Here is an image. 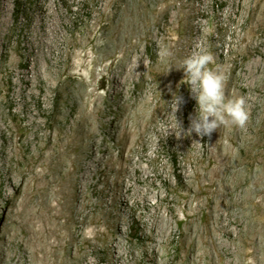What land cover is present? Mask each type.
Instances as JSON below:
<instances>
[{
  "label": "rangeland",
  "instance_id": "rangeland-1",
  "mask_svg": "<svg viewBox=\"0 0 264 264\" xmlns=\"http://www.w3.org/2000/svg\"><path fill=\"white\" fill-rule=\"evenodd\" d=\"M5 2L9 5L8 9L4 8ZM52 2L59 10L55 25L58 36L50 56L49 47H45L43 53V48L33 40L34 35L44 30V27L33 24L34 16L42 13L40 0H0V88L4 90L9 83H13L11 73L19 76L36 66L40 69L44 81H37L34 95L27 96V99L33 110L40 113L38 118L42 129L48 131L49 123L53 122L56 145L64 144L67 134L79 135L78 119L83 115L92 124L88 125L82 156L88 160L95 154L103 159L113 158L114 164L120 167L121 150H126L121 132L140 115L139 119H144L156 111L154 118L158 122L155 125L168 127L175 135V116L167 103L172 98L169 85L186 101L175 115L187 130L189 115H195L196 101L191 98L188 85L182 84L183 70L176 68L196 44L214 56L210 67L224 75L226 97H245L250 114L245 128L229 122L212 133L211 142L216 139L217 145L222 144V149L217 151L213 142L212 152L218 156L225 155L230 160L218 180L205 182L204 189L192 199L190 206L186 204L189 191L183 185L181 172L189 175L192 183L197 185L196 173L208 170L210 162L205 155L204 141L197 135L185 136L182 133L179 139L176 135L163 136L152 125L144 135L145 139L148 138L146 142L140 141L131 149L133 159L147 172L143 182L136 185L157 190L161 197L151 199V208L136 200L127 206L122 198L115 202L108 196L105 210L97 204L105 191L113 190L111 195H114L119 190V176L106 170L83 179L82 186L85 187L82 191L88 202L86 210L92 218L86 234L91 240L98 236L96 241L92 240L97 247L86 249L89 258L94 264H114L116 253L113 244L116 241H107L103 236L111 233L118 237L122 251L129 259L127 264H186L192 256L187 250L189 242L186 244L183 233L191 229L204 233L209 219L217 232L214 240L208 238L203 244L205 249L210 250L207 253L200 251L201 264H256V259H260L257 264H264V233L262 239L257 238L252 244V255H248L246 261H242L241 256L246 245L242 243L245 226L252 229L256 225L242 205L248 190L247 183L264 170V0ZM96 39H100L98 47ZM92 68L97 72L98 83L95 94L91 95L81 76L88 77ZM131 68L137 70L132 76L128 73ZM114 73L124 82L117 93L113 88ZM18 76L14 81L21 87L23 80ZM40 93L42 103L37 98ZM14 100H17L16 105L9 100L6 91L0 93V124L8 122L15 126V121L25 115L19 91ZM13 114L16 115L13 117ZM36 129L31 130L26 141L16 143L22 153H27L34 143ZM42 139V143L46 144L47 135ZM127 150H130L129 146ZM46 163L35 164L38 177H42L48 169ZM81 165V161L76 163L80 172L84 171ZM76 166H68L62 174L55 173L54 176L59 182H66L67 172ZM235 170L240 175L234 181L231 177ZM122 175L127 178V173L122 172ZM262 181L264 183V176ZM68 192L73 203L77 192L73 189ZM2 204L0 200V264H28L29 259H38L41 254L37 238L34 242L38 247L24 244L21 236L13 237L11 218ZM53 205L58 215L62 210L67 212L64 208L67 209L68 204L61 196L54 200ZM213 207L214 213H210ZM104 211H110L119 221L118 231L110 229ZM60 221L65 223L66 218L62 216ZM152 222L157 224V228L154 227L157 233L150 225ZM37 224L42 226V222L37 221ZM63 235L70 238L66 229ZM255 251H259L258 254Z\"/></svg>",
  "mask_w": 264,
  "mask_h": 264
},
{
  "label": "bare ground",
  "instance_id": "bare-ground-1",
  "mask_svg": "<svg viewBox=\"0 0 264 264\" xmlns=\"http://www.w3.org/2000/svg\"><path fill=\"white\" fill-rule=\"evenodd\" d=\"M8 7H9L8 3L5 2L4 8L8 9ZM40 7L42 9V13L37 16H34L33 24L35 26L37 25L39 27H44V30L40 34L34 35L33 40L35 41L36 44L40 45L41 48H43V53H45L44 48L49 47L48 52L49 55L52 56L58 36V34L55 31V25H56V14L58 13L59 9L58 6L54 4V2H52V0H40ZM93 38H95V36H93ZM94 40L95 39H93V41ZM98 45H100V39H96V46L98 47ZM139 65L142 66L141 64ZM136 72L137 70L135 71L134 69L132 70L131 68V70L128 73L132 76L133 74H136ZM96 75L97 72L95 68H92L88 77L81 76V79L87 83L89 87L88 90L91 95L95 94V90H96L95 87L98 83V81L96 80L98 76L96 77ZM112 75L115 81V83H113L114 84L113 88L115 90V93L120 92L124 82H122L119 79V77L117 76L118 74L114 73ZM16 76H18L17 73L15 75L11 73V79L13 80V83H9L6 89L4 90L0 88V93L2 91H6L9 100H12L13 104L15 105L17 104V100H14V98L16 97L19 91L20 97L24 101V109L26 110L25 115L23 117H19L17 121H15L16 122L15 126L8 124V122H4V125L0 124V153H1L0 187H2V189L0 190V200L1 203L3 202L2 204L3 209L7 211V215H9V217L11 218L13 237L21 236L24 244L26 242L33 244L35 246L36 243L34 242V239L37 238V243H39L38 249L40 250L41 255L38 259H32V260L29 259L28 264H94L93 260L89 258V253L86 249L93 248L94 250L97 247L95 241L98 236L93 237L95 241H92L94 239L91 240L90 236L88 237V235L86 234V228L88 227V225L91 224L92 218L88 216L86 210L87 207L86 204L88 202L86 203L87 200L83 195L82 188L84 185L82 186V180L83 179L87 180L89 175H95L97 171L100 172H106V170L111 172L113 171L119 176L121 186L116 193L114 192L115 193L114 195L112 194L113 196L111 195V191L113 190H108V191L104 190L105 192L102 194L101 199L97 204L98 206L105 208L106 210L107 197L111 196L115 202L116 201L118 202V200H121L122 198L125 201V205L127 206H129L133 200H136L137 202H142V203L144 202L145 207L151 208L152 206L150 204L151 199L153 197L156 198L159 197L160 199L161 197L159 196L157 190L153 191L149 189H144V187L141 188L136 185L137 182L140 181L143 182L145 178V174H147V172L145 167H142L140 164H138V161L133 159L131 155L132 152L131 149H133L136 143L140 141L146 142L148 138L145 139L144 135H146L145 133L147 132V129L152 125L154 126L155 131L157 133H163V136L169 135L173 137L175 136L174 132L172 129H169L168 127H163V126L158 127V125L157 126L155 125V123L158 122V119L154 118L156 111L150 115L151 117L148 115L147 117H143L144 119H139L141 116L140 115L139 118H135L132 123H128V125H126L123 131L121 132L123 138L125 139L126 144L124 146L126 150H121L122 162L120 164L121 165L120 167H117L114 164L113 158L103 159L98 157L96 154L91 158V160H88L86 156H82L85 150H81V149L82 146H84L86 140V132L88 130V125H91L92 123H89V121L87 122V118L84 117L83 115L82 117L79 116L80 118L78 119L80 124L79 133H78L79 135L75 137L73 135L66 133L67 136L65 139H63L64 144L61 143L62 144L61 146L56 145V143L54 142V135H55L54 134L55 132L53 130L54 127H52L53 122L49 123V126L47 125L48 131L42 129L41 127L42 124L40 123V120L38 118V115L40 113L35 112L33 110L30 101L27 99V96L34 95V88L36 86L37 81L43 80L42 72L36 66L32 70L26 71L24 75H19L18 77L21 80H23L21 82L24 85V86L22 85L21 87H18L14 81ZM103 81H104V76H103ZM43 88L46 87L43 85ZM37 98L39 99L40 103L43 102L42 93L38 94ZM251 100L252 102L255 103L253 99ZM15 115L16 114H13V117ZM189 124L190 122L187 123V128L189 127ZM35 128L37 129L35 131V141L33 140L34 143L32 144L31 147H29L27 153H22L18 149L16 143L20 141L22 142L26 141V139L28 138V134L30 135L31 130ZM45 134L47 135L46 144L42 143L43 140L42 138L44 137ZM16 136H18V138ZM192 136H196V134L193 133ZM202 139L204 141L203 148L205 151V155L209 157V161H210L208 165V170L206 171L198 170V172L196 173L197 175L196 178H198L197 185H195L194 182L192 183L193 180H190L189 175L181 172L183 185L189 191V194L186 196V204H189V206L192 199L196 195H198L199 192H202V190L206 185L205 182L207 180H212V181H214L215 179L218 180L217 178L222 174L223 170L227 168L226 167V165L228 164L227 162L230 160V158L226 157L225 155L218 156L217 154L212 152L213 142L217 151L222 149V144L217 145L218 143L216 142V139H213V142H211V137L208 136H205ZM128 146L130 147V150H127ZM79 161H81L82 163L81 167L84 169V171L82 172H80L79 168L76 166V163H78ZM38 162H40L41 165L45 164L46 162L48 163V169L44 172V175L42 177H38V173L35 170L36 169L35 164H37ZM72 165L76 167L72 171L67 172L68 180L62 183L59 182V179L56 176H54V174L55 173L62 174V170ZM122 172L127 173V178H125V176L122 175ZM103 174L107 176L108 173H103ZM239 175H240L239 171L237 170L232 171V177H231L232 180L235 181V179H238ZM263 176H264V170L262 171V174L260 173L259 176L251 179L249 183H247L248 190L242 202L243 203L242 205H244V210L248 212V215L254 221H256V225L252 229H248L245 226L244 229L245 232L243 234L245 238H244V242L242 243H245L246 245L245 247H243L244 251L242 250L243 251V253L241 254V256L243 257L242 261H244L247 258V256L250 255L252 251H254L251 248L252 244L257 238L262 239V234L264 233V186H263L264 183L262 181ZM72 189L77 192L76 195L77 199L75 201L74 200L75 198H73V203H71V195L67 194L69 193L68 191L70 190L72 191ZM59 196H61L63 201L68 204L66 205L67 209L64 208V210L67 212H64L62 210L60 212V215L56 213V207L53 205L54 200L57 199ZM78 206L79 208H77ZM210 213H214V207ZM105 215L110 229L112 228V230L115 232L118 231L119 221L114 219L110 211H106ZM62 216L66 218L65 223H62L60 221ZM37 221L42 222L41 227L37 226L38 225ZM207 222H208L207 230L204 233L200 232L197 229L194 230L191 229L189 230V232L183 233L184 241L185 242L187 241L186 244L189 242V244H187L188 245L187 250L190 252L192 256L187 263H186L187 259L185 260L186 264H201L200 258L202 255L200 251L202 250L204 253L209 252L210 249H208L207 247L205 249L203 247V244H205L208 238H212L214 240L215 238L214 234L217 231L214 230V227L210 224L209 219L207 220ZM150 225H152V228L154 227L157 228V224H155L154 222H152V224ZM248 227L250 228V226ZM65 229L69 232L70 238H68L66 235H63V231ZM157 231L154 228V232L157 233ZM228 233H232V232L229 231ZM103 236L107 241L108 240L112 242L113 240L116 241L115 244H113L116 253L115 258H113L114 264L129 263V259L126 258V253L122 251V247L120 245L118 237L111 235V233H108V235L104 234ZM151 236L152 239H155L154 235ZM24 246L26 247L27 245ZM36 247H38V244ZM238 248H240V246ZM256 250H258V248H256ZM235 251H237V249ZM259 251L257 252L255 251V253L258 254ZM237 254H239V252ZM262 257L263 256H261V258ZM234 258L235 257H233V261H235ZM258 261L256 259L257 263Z\"/></svg>",
  "mask_w": 264,
  "mask_h": 264
},
{
  "label": "clouds",
  "instance_id": "clouds-1",
  "mask_svg": "<svg viewBox=\"0 0 264 264\" xmlns=\"http://www.w3.org/2000/svg\"><path fill=\"white\" fill-rule=\"evenodd\" d=\"M213 61L212 53L200 44H196L176 68L183 70L182 84L188 85L191 98L196 101L195 115H189L190 124L185 130L182 121L177 120L175 114L186 101L178 91L173 92L169 85L172 98L167 103L175 116L177 139L182 133L185 136L195 133L200 138L211 137L214 131L226 123L230 122L243 129L249 121L250 114L245 97H226L225 77L218 69L210 67Z\"/></svg>",
  "mask_w": 264,
  "mask_h": 264
}]
</instances>
